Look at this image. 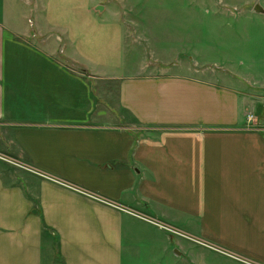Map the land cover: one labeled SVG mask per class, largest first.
<instances>
[{"label": "crops", "instance_id": "0c3cea01", "mask_svg": "<svg viewBox=\"0 0 264 264\" xmlns=\"http://www.w3.org/2000/svg\"><path fill=\"white\" fill-rule=\"evenodd\" d=\"M94 2L0 8V264H264V65L170 70Z\"/></svg>", "mask_w": 264, "mask_h": 264}, {"label": "rangeland", "instance_id": "374dc122", "mask_svg": "<svg viewBox=\"0 0 264 264\" xmlns=\"http://www.w3.org/2000/svg\"><path fill=\"white\" fill-rule=\"evenodd\" d=\"M94 1L108 7L112 16L125 24L128 38L137 40L134 46L142 45L146 60L166 59L170 70H182V65L194 62L219 74L232 66L246 70L264 65V13L255 10L257 4L264 10V0ZM16 3L23 10L15 13L12 6ZM35 5V0H0V8L15 14L11 15L13 21L20 25L32 26ZM128 45L127 49L133 46L130 39ZM143 52L137 63L144 59ZM209 256L212 262H222L219 256Z\"/></svg>", "mask_w": 264, "mask_h": 264}, {"label": "built area", "instance_id": "2783aa9c", "mask_svg": "<svg viewBox=\"0 0 264 264\" xmlns=\"http://www.w3.org/2000/svg\"><path fill=\"white\" fill-rule=\"evenodd\" d=\"M248 117H249L250 120L252 119V115H251V114H249ZM45 177H48V176L45 175ZM80 192H81V190H80ZM87 194H88L89 196H91L92 198L96 199V200H99V201H102V202H106V203H109V204H113V203H111V202L105 201L104 199L98 197L97 195H91V194H89V193H87ZM113 205H114V204H113ZM160 226H161L162 228H164V229H166V230H168V231L174 233V234H182L181 232H179L178 230H176L175 228H173V227H171V226H169V225L160 224ZM203 244H204V243H203ZM206 245H207V244H206ZM207 246L210 247V248H216V247H214V246H212V245H207ZM232 256L238 258V257L235 256V255H232Z\"/></svg>", "mask_w": 264, "mask_h": 264}, {"label": "water", "instance_id": "95a60500", "mask_svg": "<svg viewBox=\"0 0 264 264\" xmlns=\"http://www.w3.org/2000/svg\"><path fill=\"white\" fill-rule=\"evenodd\" d=\"M99 9H103V6H99ZM255 10H256L257 12H262V11H263V9L261 8V6H260L259 4H257V5L255 6Z\"/></svg>", "mask_w": 264, "mask_h": 264}]
</instances>
